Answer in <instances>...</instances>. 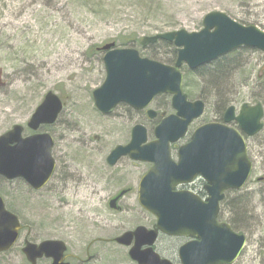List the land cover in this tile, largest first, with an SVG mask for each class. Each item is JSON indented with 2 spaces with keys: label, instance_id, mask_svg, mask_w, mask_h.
Instances as JSON below:
<instances>
[{
  "label": "rangeland",
  "instance_id": "374dc122",
  "mask_svg": "<svg viewBox=\"0 0 264 264\" xmlns=\"http://www.w3.org/2000/svg\"><path fill=\"white\" fill-rule=\"evenodd\" d=\"M213 12L264 31V0H0V137L16 125L27 129L49 92L65 104L58 122L41 130L55 140L57 169L49 185L36 192L23 180L0 177V197L24 226L16 247L0 254V264H28L22 252L25 241L48 240L67 245L71 264H134L128 249L99 239H115L140 224L152 225L154 219L138 203L139 183L151 165L124 158L111 167L107 158L117 146L130 142L136 125L148 128L154 139L157 122L124 104L109 116L96 109L93 93L106 79L104 53L97 50L110 43L126 49L122 41L136 38L139 43L127 49L163 63L170 48H144L141 41L180 30L197 33L203 29L204 17ZM239 62L237 69L222 77L220 86L237 112L244 104L257 105L264 94V53L246 49ZM187 82L190 100L206 104L193 130L221 120L220 88L208 78L190 76ZM207 94H211L208 100L200 99ZM165 103V98H158L152 108L171 114ZM247 144L254 164L244 189L252 194L250 222L243 233L247 246L235 264H264V130L248 138ZM127 189L131 192L120 202L123 211L110 209L111 199ZM178 245L168 237L157 244L161 256L175 264H179Z\"/></svg>",
  "mask_w": 264,
  "mask_h": 264
},
{
  "label": "water",
  "instance_id": "95a60500",
  "mask_svg": "<svg viewBox=\"0 0 264 264\" xmlns=\"http://www.w3.org/2000/svg\"><path fill=\"white\" fill-rule=\"evenodd\" d=\"M159 41L173 43L178 49L176 63L166 65L142 58L135 49H116L115 44L101 48L106 80L93 93L95 106L103 115H110L120 104L136 111L149 108L156 97L172 96L175 114L163 119L149 140L146 127L137 125L131 141L116 147L107 162L115 167L122 158L152 164L139 185V204L152 214L154 230L138 227L116 239L121 246L133 248L130 257L138 264H173L153 251L159 234L191 239L179 250L181 264H235L247 245V237L237 234L228 223L220 222L221 203L229 191H241L247 185L253 163L249 159L247 137L262 132L264 108L261 104L242 106L239 114L230 107L223 123H209L195 130L190 141L180 146L177 159L172 146L187 137L190 126L205 112L202 101L191 102L184 93L182 68L195 71L241 48L264 53V31L256 26L242 25L224 13L205 16L203 29L197 33L186 30L146 37L145 48ZM64 108L62 100L49 92L31 117L28 127L37 132L42 126L54 125ZM151 119L157 116L148 112ZM236 122L239 130L232 128ZM24 127L16 125L0 137V177L8 181L24 180L33 190H42L56 170L53 158L54 139L50 134L24 137ZM201 177L208 195L206 201L190 191L178 188ZM130 190L121 191L109 206L121 211V199ZM23 226L19 218L7 210L0 197V254L10 252L20 238ZM134 243V244H133ZM143 247H148L144 252ZM67 246L62 241L26 242L23 253L28 264L43 258L51 264L66 262Z\"/></svg>",
  "mask_w": 264,
  "mask_h": 264
},
{
  "label": "trees",
  "instance_id": "16d2710c",
  "mask_svg": "<svg viewBox=\"0 0 264 264\" xmlns=\"http://www.w3.org/2000/svg\"><path fill=\"white\" fill-rule=\"evenodd\" d=\"M247 26H249L248 24H245ZM135 40H129V41H122L124 47H129L130 45L134 46L137 45V43H139L138 39L134 38ZM122 40V39H121ZM164 46V47H169L170 48V52H169V57L168 59L162 60L163 63H166L168 65H174L176 60H177V56H178V51L176 49V47L173 44L167 43V42H159L154 46ZM246 51V49H239L237 51H234L220 59H218L217 61H214L208 65H205L201 68H199L196 71H189L187 68L183 69L184 72V91L185 93H188V97L190 99V97H192L190 95V93L187 91L189 89H191L189 83L187 82V79L190 76H197V77H201V78H208V80H210V82H212L211 85L220 88V86H223V81L221 80L223 76L229 74L232 70L237 69L240 65L241 62H239V59L241 57V54ZM157 56V55H156ZM220 80L222 82H220ZM264 84V83H262ZM261 89L264 92V85L261 87ZM211 94H207L206 96H201L200 95V99L206 101L208 100V97ZM227 93L222 90L220 88L219 91V101H218V107L220 109H218L220 111V117L221 119L223 118V115L225 113V111L228 109L229 104L231 103V100L226 97ZM165 98V100L167 101V103L163 104L166 107H170V99L169 97H160ZM159 98V99H160ZM258 103H261L264 106V94L260 95L259 98L257 99ZM162 105V108H164V106ZM165 114H168L167 112H162L159 113V117L156 120V122L158 123V121L160 120V118L162 116H164ZM202 185V184H201ZM200 186V188H202V186ZM252 198V194L246 192V191H241V192H230L227 194L224 202L222 203V214H221V219H223V216H226L227 219L226 221L231 225V227L233 228V230L239 234H243L245 233V231H247L248 228V224L250 222V211L248 210V206L249 203L251 201ZM9 209V208H8ZM12 212H14L13 210H11ZM224 211V214H223ZM15 213V212H14ZM16 214V213H15ZM226 214V215H225Z\"/></svg>",
  "mask_w": 264,
  "mask_h": 264
},
{
  "label": "flooded vegetation",
  "instance_id": "af4514ba",
  "mask_svg": "<svg viewBox=\"0 0 264 264\" xmlns=\"http://www.w3.org/2000/svg\"><path fill=\"white\" fill-rule=\"evenodd\" d=\"M143 112V111H142ZM225 113H226V111H225ZM225 113H224V115H223V118L221 119V120H217V122H223L224 121V116H225ZM161 119V118H160ZM231 126L232 127H234V126H236V124L235 123H232L231 124ZM44 126H42L38 131L40 132V133H43V132H41V130H42V128H43ZM25 132H26V130H25ZM27 132H29L28 133V135H32L33 134V132H32V130L31 129H27ZM203 182L201 181H195L193 184H190V185H188V186H185V187H182L181 189L182 190H191V191H194V192H196V193H198L202 198H205L206 196H205V192L202 190V189H199L200 188V186H199V184L201 185ZM201 186H205V185H201ZM196 189H199V190H196ZM144 213L145 214H147V215H149L151 218H153L154 219V222L152 223V225H149V227H147V226H145V225H138V226H136L135 228H133V229H130V230H128V231H135L138 227H140V226H144V227H146V228H148V229H150V230H152V229H154V228H156V220H155V218L151 215V214H149L148 212H146V211H144ZM162 237H165V236H163V235H160V237H159V239H161ZM169 238V237H168ZM116 239V238H115ZM115 239H111V240H103V239H99V241L100 242H104V243H106V244H116L117 246H119V247H121V248H126V249H128V257H129V259L131 260V258H130V251H131V247H123V246H120V245H118L116 242H115ZM170 239H173V240H176V241H178L179 242V245L180 244H182V243H185V242H187V239H185V238H170ZM148 249V247H143L142 249H141V251L142 252H144V251H146ZM154 251L157 253V254H159L160 256H161V254H160V252L158 251V246H155L154 248ZM90 250V249H89ZM178 250H179V247L177 248V257H178ZM67 256H69V258L67 259L68 261L72 258V256L70 255V254H68ZM162 258H164V257H162ZM178 260H177V262L180 264V260H179V258H177ZM88 260L89 261H92V257L90 256L89 258H88ZM132 261V260H131ZM50 262H51V260H50ZM133 262V261H132ZM173 262V261H172ZM134 264H137L136 262H133ZM174 263V262H173ZM175 264V263H174Z\"/></svg>",
  "mask_w": 264,
  "mask_h": 264
}]
</instances>
